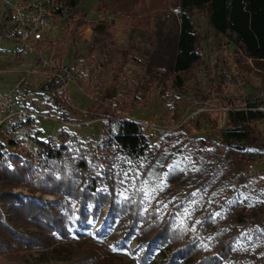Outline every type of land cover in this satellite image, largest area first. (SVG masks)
<instances>
[{
  "label": "trees",
  "instance_id": "1",
  "mask_svg": "<svg viewBox=\"0 0 264 264\" xmlns=\"http://www.w3.org/2000/svg\"><path fill=\"white\" fill-rule=\"evenodd\" d=\"M40 5L53 17L66 13L52 0ZM174 11L178 34L169 74L174 102L183 95L184 78L204 57L202 35L192 19L194 11L203 14L213 32L230 37L232 48L220 60L240 64L244 56L264 67V0H177ZM4 18L11 21L7 6ZM83 23L74 17L59 38H42L33 46L47 49L49 58L59 62ZM104 27L101 20L92 25L82 60V68L95 80L94 87L101 88L107 86L112 71L120 70L117 64H126ZM61 85L59 77H50L38 93L47 94L41 107L30 106L33 101L23 107L71 122L70 115L79 113L65 101ZM150 86L157 90L154 81ZM111 100L95 101L88 108L95 105L97 116L112 115L122 99L116 94ZM263 104L264 93H258L246 97L244 106L228 109L229 125L210 146L201 138L168 137L156 147L160 158L144 176L147 136L141 125L124 117H111L95 142L80 140L64 129L55 137L39 138L34 129L35 175L0 142V264H133L121 263L104 241L84 238L88 219L103 204L107 212L101 226L117 218L124 232L115 244L124 248L123 241L137 235L145 246L142 260L157 244L169 251L165 264L180 260L184 264H264V175L234 173L232 166L224 165L226 154L248 150L246 126L263 117L259 108ZM193 140L195 145L190 148ZM96 150L103 152L106 166L89 161V157L96 159ZM174 162L180 169L170 179ZM19 186H32V191L56 197L45 201L11 191ZM71 235L78 240L64 247L61 242ZM36 247L45 248L47 258L33 262L22 258Z\"/></svg>",
  "mask_w": 264,
  "mask_h": 264
},
{
  "label": "rangeland",
  "instance_id": "2",
  "mask_svg": "<svg viewBox=\"0 0 264 264\" xmlns=\"http://www.w3.org/2000/svg\"><path fill=\"white\" fill-rule=\"evenodd\" d=\"M14 1L0 0V92H8L20 106L33 101L34 104L30 103V106L41 107L47 95L45 92L38 94L42 93V84L52 76L59 77L65 101L79 113L70 115L74 119L71 122H62L36 112L43 114L35 116L32 123L39 138L55 137L59 129H64L74 132L80 140L91 139L95 142L101 126L111 117H124L141 125L147 136L146 166L141 170L144 176L159 160L156 147L165 139L184 135L201 138L204 145L210 146L229 125L228 109L244 106L246 97L264 93V67L244 56L240 57V64L220 60L225 51L232 48L230 37L213 32L203 14L194 11L192 19L202 35L204 57L184 78L181 98L176 102L172 100L173 86L169 74L178 34L177 14L174 11L177 0H52L66 13L61 17L51 16L50 24L41 33L43 39L59 38L61 31L74 17L85 22L77 27L73 41L66 45V53L59 62L51 60L45 48H19L12 35V22L2 19L5 6ZM26 1L42 4L47 0ZM97 20L103 21L112 45L126 59L123 66L116 65L120 70L112 71L107 86L102 88L94 87L95 80L82 68V60L92 37V25ZM151 81L156 83L157 90H152ZM116 94L122 100L118 107H114V114L101 117L93 109L95 105L92 109L88 108L95 101L108 102ZM259 108L264 114V104ZM246 131L248 150L226 154L224 165L232 166L234 173L264 175V115L247 124ZM0 142L8 151L20 156L19 161L30 169L31 175L38 173L36 144L32 152H25L15 144L1 139ZM193 145L194 140L190 141L189 147ZM103 155V152L96 150V159L89 157V161L95 163L98 160L101 166H106ZM179 169L180 164L174 162L170 179L177 175ZM32 188L19 186L11 191L38 196L45 201H52L56 197L38 190L32 191ZM72 205L77 206V203L73 202ZM90 206L88 203L87 207ZM106 212L107 204L98 207L96 216L87 221L84 238L104 241L111 247L110 254L117 256L121 263L165 264L169 251L157 244L143 260L139 258L145 246L137 235L124 240V248L116 245L123 237L124 226L116 218L102 227ZM76 240L71 235L68 241L61 243L67 247L70 241ZM61 254L59 252L58 255ZM22 258L27 262L47 258L46 249L36 247L23 253ZM177 264L184 263L180 260Z\"/></svg>",
  "mask_w": 264,
  "mask_h": 264
},
{
  "label": "built area",
  "instance_id": "3",
  "mask_svg": "<svg viewBox=\"0 0 264 264\" xmlns=\"http://www.w3.org/2000/svg\"><path fill=\"white\" fill-rule=\"evenodd\" d=\"M20 49H31L42 39L41 33L51 21L49 11L40 4L16 0L7 6ZM15 103L8 92H0V139L32 152L36 144L35 116H42Z\"/></svg>",
  "mask_w": 264,
  "mask_h": 264
},
{
  "label": "crops",
  "instance_id": "4",
  "mask_svg": "<svg viewBox=\"0 0 264 264\" xmlns=\"http://www.w3.org/2000/svg\"><path fill=\"white\" fill-rule=\"evenodd\" d=\"M2 19L5 20V18H4V12L2 13Z\"/></svg>",
  "mask_w": 264,
  "mask_h": 264
}]
</instances>
